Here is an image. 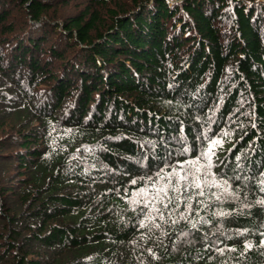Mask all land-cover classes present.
<instances>
[{
	"label": "trees",
	"instance_id": "obj_1",
	"mask_svg": "<svg viewBox=\"0 0 264 264\" xmlns=\"http://www.w3.org/2000/svg\"><path fill=\"white\" fill-rule=\"evenodd\" d=\"M215 139L235 198L148 219ZM261 180L264 0H0V264H264Z\"/></svg>",
	"mask_w": 264,
	"mask_h": 264
},
{
	"label": "snow or ice",
	"instance_id": "obj_2",
	"mask_svg": "<svg viewBox=\"0 0 264 264\" xmlns=\"http://www.w3.org/2000/svg\"><path fill=\"white\" fill-rule=\"evenodd\" d=\"M221 143L222 140L219 139L210 140L206 151H202L197 158L180 162L177 165L170 166L169 169L158 171L156 176L149 180L150 186L141 188L135 193V196L141 198L145 208H151L152 211L147 214L148 219H154L153 213H158L160 220L165 219L163 211L157 205H162L163 209H169V206L174 202L176 207L183 203L186 209L190 210L192 208L193 195H185L190 190H195L194 196L196 197H205L211 192V189L216 188L220 190L219 195L211 192V195H214L216 200H220L222 196L227 195H232L235 198L236 193L232 191V185L229 180L216 177L211 171L215 147ZM239 160L240 157H237V161ZM237 166L239 167V165ZM235 179L239 180L241 177L237 175ZM244 179H247V177H244ZM133 183L136 182L133 181ZM261 184L264 185V180H261ZM197 202L203 203L202 200ZM133 203H140V200L134 199ZM259 203H264V200ZM169 215H171V211ZM218 215L223 216L226 213L220 212ZM156 227H159V225L157 224ZM192 227H196L195 223L192 224ZM246 247L250 248L251 244L246 245Z\"/></svg>",
	"mask_w": 264,
	"mask_h": 264
},
{
	"label": "rangeland",
	"instance_id": "obj_3",
	"mask_svg": "<svg viewBox=\"0 0 264 264\" xmlns=\"http://www.w3.org/2000/svg\"><path fill=\"white\" fill-rule=\"evenodd\" d=\"M171 1H173V0H171Z\"/></svg>",
	"mask_w": 264,
	"mask_h": 264
},
{
	"label": "bare ground",
	"instance_id": "obj_4",
	"mask_svg": "<svg viewBox=\"0 0 264 264\" xmlns=\"http://www.w3.org/2000/svg\"><path fill=\"white\" fill-rule=\"evenodd\" d=\"M154 167V166H153Z\"/></svg>",
	"mask_w": 264,
	"mask_h": 264
}]
</instances>
